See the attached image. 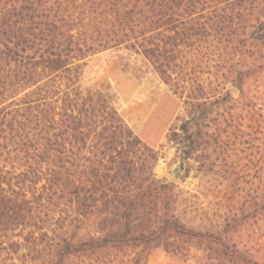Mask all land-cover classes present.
Here are the masks:
<instances>
[{
  "label": "trees",
  "instance_id": "trees-1",
  "mask_svg": "<svg viewBox=\"0 0 264 264\" xmlns=\"http://www.w3.org/2000/svg\"><path fill=\"white\" fill-rule=\"evenodd\" d=\"M108 50L152 69L179 129L216 146L199 168L237 192L219 230L176 214L157 152L118 113ZM263 76L264 0H0V264H149L157 249L264 264V98L249 90Z\"/></svg>",
  "mask_w": 264,
  "mask_h": 264
},
{
  "label": "rangeland",
  "instance_id": "rangeland-1",
  "mask_svg": "<svg viewBox=\"0 0 264 264\" xmlns=\"http://www.w3.org/2000/svg\"><path fill=\"white\" fill-rule=\"evenodd\" d=\"M100 57L106 83L118 97L119 115L158 154L153 168L154 176L175 187L176 214L190 228L202 231L219 230L237 192L219 166L211 171L199 168V160L208 163V158L214 157L212 153L217 150L216 146L194 143L197 125L193 122L188 124L187 132L179 129L185 119L183 104L172 92V88L163 84L152 69L148 68L147 73L142 76L139 60L121 51L108 50L101 53ZM215 80L213 73L201 77L206 86L213 85ZM251 83L249 90L252 95L264 98V76L259 82ZM228 107L213 108L208 119L226 114L229 112ZM173 133L176 135L173 136ZM183 147H186L184 171L181 178L176 180L170 172ZM196 255L198 254L192 251L188 260L182 262L168 255L163 249H157L149 257L148 263L198 264ZM14 261L19 263L16 257Z\"/></svg>",
  "mask_w": 264,
  "mask_h": 264
},
{
  "label": "water",
  "instance_id": "water-1",
  "mask_svg": "<svg viewBox=\"0 0 264 264\" xmlns=\"http://www.w3.org/2000/svg\"><path fill=\"white\" fill-rule=\"evenodd\" d=\"M186 147H183L181 150H180V153H179V157H178V160L176 163H174V166L172 167L171 169V176L176 179V180H179L183 174V166H184V162H185V152H184V149Z\"/></svg>",
  "mask_w": 264,
  "mask_h": 264
}]
</instances>
